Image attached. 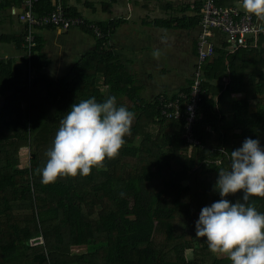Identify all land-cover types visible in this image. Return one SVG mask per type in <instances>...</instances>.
Here are the masks:
<instances>
[{"label": "trees", "instance_id": "trees-1", "mask_svg": "<svg viewBox=\"0 0 264 264\" xmlns=\"http://www.w3.org/2000/svg\"><path fill=\"white\" fill-rule=\"evenodd\" d=\"M215 1L237 5L236 0ZM64 3L71 14L83 15ZM202 3L197 16H175L160 24L195 26ZM52 7V0H39L36 9L44 13ZM86 21L81 30L96 46L59 77L45 71L49 58L38 37L24 70L0 57V264H230L209 250L206 238L196 237V222L203 207L221 199L215 184L219 170H230V152L247 138L264 148V32L234 49L226 37L216 44L221 55L214 58L215 53L204 66L206 91L194 128L201 144L191 147L183 137V119L163 116L158 98L190 90L197 47L179 92L145 100L133 75L108 49L109 28L91 17ZM90 23L98 24L105 37H97ZM111 96L135 114L120 155L87 177L43 184L38 169L45 166L71 106ZM153 123L159 124L155 138L149 134ZM23 148L31 153L27 166L21 165ZM158 178L162 187H152ZM243 195L226 199L235 203ZM249 203L264 214V197H251ZM39 237L42 243H31Z\"/></svg>", "mask_w": 264, "mask_h": 264}, {"label": "clouds", "instance_id": "clouds-1", "mask_svg": "<svg viewBox=\"0 0 264 264\" xmlns=\"http://www.w3.org/2000/svg\"><path fill=\"white\" fill-rule=\"evenodd\" d=\"M241 7L264 22V0H242ZM135 114L117 105L115 96L103 102L95 97L74 103L55 134L47 161L38 169L41 182L60 178L87 177L93 168L116 159L131 135ZM215 190L221 199L201 209L196 237L206 238L213 254L226 256L231 264H264V214L249 203L264 197V148L259 140L247 138L230 152V170H219ZM243 191L235 203L226 199Z\"/></svg>", "mask_w": 264, "mask_h": 264}, {"label": "crops", "instance_id": "crops-1", "mask_svg": "<svg viewBox=\"0 0 264 264\" xmlns=\"http://www.w3.org/2000/svg\"><path fill=\"white\" fill-rule=\"evenodd\" d=\"M64 1L80 12H83V5H87L86 0ZM98 1V17L93 18L109 28L108 49L133 75L140 96L152 100L159 94L172 96L178 93L196 59L195 39L200 21L189 28L164 26L160 21H169L175 16H197L196 7L202 0ZM235 3L241 7L242 0ZM180 6L186 11H179ZM22 8V0H0V57L11 60L14 67L24 70L28 58L23 47L25 24L20 19ZM37 37L49 58L45 71L54 77H59L80 55L96 46L92 36L77 28L63 30L48 26L38 29ZM220 55L216 52L214 58ZM221 81L215 79V82ZM240 95L234 94L235 97ZM158 132L159 124H151V136L156 137Z\"/></svg>", "mask_w": 264, "mask_h": 264}, {"label": "built area", "instance_id": "built-area-1", "mask_svg": "<svg viewBox=\"0 0 264 264\" xmlns=\"http://www.w3.org/2000/svg\"><path fill=\"white\" fill-rule=\"evenodd\" d=\"M39 0H22L23 8L20 19L25 24L23 45L28 55L36 45L37 30L53 26L63 30L72 28L81 29L87 24L83 15L71 14L67 11L64 0H52V9L39 13L36 9ZM93 28L97 37H105L103 29L96 23L88 24ZM199 32L197 37V65L193 69L190 90L181 91L174 98L160 95L158 98L161 114L168 118L183 119L185 131L183 137L191 147L200 145L201 140L195 134V123L198 120L199 104L202 101L205 89L202 84L205 80L204 66L208 59L216 53V44L221 37L227 38L229 46L234 49L247 45L252 36L264 32V27L253 15L247 14L240 6L218 5L215 0H203L200 11ZM34 238L32 244L42 243Z\"/></svg>", "mask_w": 264, "mask_h": 264}, {"label": "rangeland", "instance_id": "rangeland-1", "mask_svg": "<svg viewBox=\"0 0 264 264\" xmlns=\"http://www.w3.org/2000/svg\"><path fill=\"white\" fill-rule=\"evenodd\" d=\"M86 1H87V5L86 4L83 5L82 14L84 15L85 18H87V17L93 18L94 16H96L95 18H97L98 17L97 16V10L99 9V1L98 0H86ZM123 101H124V103L126 102L127 104H130V102H131L128 98H123ZM149 134L151 137V126L149 129ZM152 138H155V137H152ZM30 156H31V153H30L29 148H23L21 150V165L22 166L29 165ZM151 186L154 188L162 187V179L158 178L156 181H154V183ZM74 250L75 251H84L85 247H77Z\"/></svg>", "mask_w": 264, "mask_h": 264}]
</instances>
